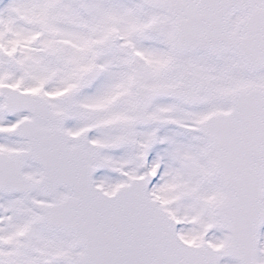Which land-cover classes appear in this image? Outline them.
Wrapping results in <instances>:
<instances>
[{
    "label": "snow or ice",
    "instance_id": "obj_1",
    "mask_svg": "<svg viewBox=\"0 0 264 264\" xmlns=\"http://www.w3.org/2000/svg\"><path fill=\"white\" fill-rule=\"evenodd\" d=\"M0 264H264V0H0Z\"/></svg>",
    "mask_w": 264,
    "mask_h": 264
}]
</instances>
